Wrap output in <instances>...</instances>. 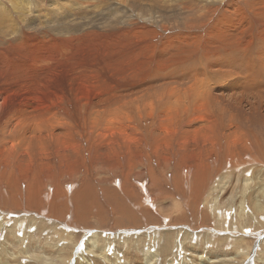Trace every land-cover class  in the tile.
<instances>
[{
    "label": "rangeland",
    "instance_id": "obj_1",
    "mask_svg": "<svg viewBox=\"0 0 264 264\" xmlns=\"http://www.w3.org/2000/svg\"><path fill=\"white\" fill-rule=\"evenodd\" d=\"M22 4L0 13L25 108L0 111V264H264V4Z\"/></svg>",
    "mask_w": 264,
    "mask_h": 264
},
{
    "label": "bare ground",
    "instance_id": "obj_2",
    "mask_svg": "<svg viewBox=\"0 0 264 264\" xmlns=\"http://www.w3.org/2000/svg\"><path fill=\"white\" fill-rule=\"evenodd\" d=\"M3 1H5V0H0V13H1V9H2V7H3ZM15 1V0H14ZM23 4H22V6L24 7V9L23 10H27V11H31V10H34V8L32 7V5L30 4L31 3V1L32 0H20ZM196 1V0H195ZM247 1V0H246ZM251 1V0H250ZM257 1V0H256ZM137 2V1H136ZM192 2V1H191ZM258 2H260V5L261 4H264V1L263 0H258ZM198 3V2H197ZM251 3V2H250ZM40 4H42V2H40ZM192 4V3H191ZM191 4H189V5H191ZM252 4V3H251ZM257 5V4H256ZM142 7V6H141ZM259 7V6H258ZM262 7H263V5H262ZM261 7V8H262ZM14 8H16V6L14 7ZM13 8V9H14ZM50 8V7H49ZM49 8H47V9H49ZM190 8V7H189ZM243 8V7H242ZM259 9V8H258ZM45 10H46V8H45ZM50 10V9H49ZM194 10V9H193ZM253 11H254V9H253ZM189 12V11H188ZM204 12V11H203ZM39 13H41V12H39ZM259 13V12H258ZM260 13H261V11H260ZM263 13V12H262ZM205 14V13H204ZM28 15V14H27ZM259 15H261V14H259ZM42 16L45 18L46 17V13H42ZM253 16H254V14H253ZM256 16H257V14H256ZM262 16V15H261ZM3 18V17H2ZM1 18V19H2ZM233 16H229V19L231 20V21H233ZM0 19V20H1ZM223 19V18H222ZM225 20V19H224ZM227 21V20H226ZM225 21V22H226ZM2 22V21H1ZM221 22V21H220ZM224 21L222 22L223 24L225 23ZM230 22V21H229ZM215 23V22H214ZM264 23V22H263ZM30 25H32L35 29H33V28H27L26 29V31L24 32V34L27 36V37H30V38H32L33 36H34V34L33 33H31L30 31H32V30H36V29H39L38 27H37V24H35V23H33V22H31V23H29ZM217 24V23H216ZM215 24V25H216ZM227 24V23H226ZM214 25V26H215ZM18 26V25H17ZM27 26V25H26ZM224 26V25H223ZM227 26L229 27V25L227 24L226 25V28H227ZM235 26V25H234ZM238 26V25H237ZM236 26V27H237ZM230 27H232L231 25H230ZM243 27V26H242ZM242 27H241V29H239V30H242ZM131 28V27H130ZM215 28V27H214ZM221 28V27H220ZM223 28V27H222ZM234 28V30H236L235 29V27H233ZM239 28H240V26H239ZM230 28H228L227 30H229ZM19 30V29H18ZM223 30V29H222ZM231 30V29H230ZM233 29H232V31H234ZM238 30V29H237ZM215 31V30H214ZM225 31V30H224ZM23 32V31H22ZM54 32V31H53ZM141 32V31H140ZM11 34V33H10ZM19 34V33H18ZM234 34V33H233ZM242 35V34H241ZM262 35L264 36V33H262ZM41 36H48V34H46V33H44L43 31H41L40 32V34H39V36H38V39H40L41 41H42V37ZM50 36V35H49ZM232 36V35H231ZM238 36H239V34H238ZM257 36V35H256ZM18 37V36H17ZM138 37V36H137ZM240 37V36H239ZM232 38V37H231ZM230 38V39H231ZM248 38V37H247ZM6 40H7V38H5ZM262 39H264V38H262ZM228 40H229V38H228ZM18 41V40H17ZM61 41V40H60ZM141 41V40H140ZM231 41V40H230ZM229 41V42H230ZM20 42V41H19ZM1 44H3L2 42H0ZM17 43V42H16ZM171 43V42H170ZM261 43V42H260ZM27 44H29V43H27ZM27 44H24V45H27ZM229 44V43H228ZM227 44V45H228ZM259 44V43H258ZM262 44V43H261ZM19 45L20 44H18V45H13L12 47L10 46V47H6V50H8V49H11L13 52L11 53V52H9V51H7V53H6V55H3L4 57V59H6V61H9V60H12V61H18V62H22L24 59H25V57H26V54H27V52H26V54L22 51V49H19ZM31 45V44H30ZM225 45H226V42H225ZM210 46V45H209ZM34 47V46H33ZM21 48V47H20ZM45 48V47H44ZM25 49V48H24ZM35 49V48H34ZM171 49V48H170ZM33 50V49H32ZM45 50H46V48H45ZM145 50V49H144ZM31 51V50H30ZM36 53V52H35ZM259 53V52H258ZM34 55V54H33ZM38 56V55H37ZM28 57V56H27ZM32 57V56H31ZM35 58V57H34ZM38 58H40V55H39V57ZM255 58V57H254ZM33 59V58H32ZM259 59V58H258ZM28 60H26V62H27ZM0 62H2L3 63V60L2 59H0ZM261 64V63H260ZM23 66H25V65H23ZM21 67V66H20ZM19 70H21V69H19ZM25 71V70H24ZM19 73V72H18ZM23 73V72H22ZM259 76L261 77V75H263L264 76V69L263 70H259ZM24 74H26V73H24ZM28 74V73H27ZM66 75H68V74H66ZM29 76V75H28ZM232 76V75H231ZM24 78H26V77H24ZM86 78V77H85ZM259 78V77H258ZM263 78V77H262ZM84 79V78H83ZM188 79V78H187ZM16 80V79H15ZM118 80V79H117ZM17 81V80H16ZM27 81H28V79H27ZM94 81V80H93ZM14 82V81H13ZM22 82H23V80H22ZM97 82V81H96ZM112 82V81H111ZM12 83V82H11ZM101 84V83H100ZM19 86H20V84H19ZM27 86V85H26ZM121 86V85H120ZM139 86V85H138ZM22 87V86H21ZM20 87V88H21ZM23 87H24V85H23ZM82 87V86H81ZM99 87V86H98ZM27 88V87H26ZM93 88H94V86H93ZM88 89H89V87H88ZM20 90V89H19ZM23 90V89H22ZM21 90V91H22ZM45 90V89H44ZM20 91V92H21ZM48 91V90H47ZM94 91H96V90H94ZM93 91V92H94ZM26 92V91H25ZM86 92H87V90H86ZM98 92V91H97ZM191 92V91H190ZM24 93V92H23ZM48 93V92H47ZM88 93V92H87ZM27 94V93H26ZM38 94V93H37ZM43 94V93H42ZM95 94V93H94ZM99 94V93H98ZM34 95V94H33ZM84 95V94H83ZM25 96V95H24ZM48 96V95H47ZM46 96V97H47ZM55 96V95H54ZM96 96V95H95ZM28 97V96H27ZM171 97V96H170ZM60 98V97H59ZM176 98V97H175ZM20 99H21V95L20 96H18V95H12V94H10V93H8L7 91H4V94H0V111L1 110H3V111H7L8 109H13V110H16V111H22V110H18V107L19 106H21V104H20ZM25 99V98H24ZM32 99V98H31ZM47 99H48V97H47ZM26 100V99H25ZM27 101V100H26ZM44 101V100H43ZM46 101V100H45ZM32 102V101H31ZM44 104V103H43ZM30 105V104H29ZM35 105V104H34ZM200 105V104H199ZM22 107V106H21ZM30 107V106H29ZM28 107V108H29ZM31 107H32V105H31ZM38 107V106H37ZM119 107V106H118ZM35 108V107H34ZM22 109H23V107H22ZM25 109V108H24ZM23 109V110H24ZM38 109H39V107H38ZM34 110V109H33ZM36 111H38V110H36ZM3 113H5V112H3ZM31 113V112H30ZM35 114V113H34ZM2 139V138H1ZM0 139V140H1ZM20 141H22V140H20ZM0 143H1V141H0ZM233 165V164H232ZM255 175H256V173H255ZM257 177H258V175H257ZM262 177V176H261ZM249 179V178H248ZM246 182H247V179L245 180ZM249 181H250V179H249ZM254 181V180H253ZM222 184V183H221ZM261 186V185H260ZM262 189H264V188H262ZM250 190V189H249ZM258 190H261V188L260 189H258ZM246 191H248V190H246ZM263 192V191H262ZM253 193H254V191H253ZM260 194V193H259ZM253 197V196H252ZM260 197H261V195H260ZM264 199V198H263ZM252 200V199H251ZM255 202V201H254ZM250 204V203H249ZM255 204V203H254ZM257 205V207L258 208H260L261 209V206H262V204L261 203H259V202H257L256 204H255V206ZM248 208V207H247ZM250 208H251V206H250ZM263 209V208H262ZM261 209V210H262ZM227 210V209H226ZM252 210V209H251ZM254 210V209H253ZM264 212V211H263ZM225 215V212L223 213V214H220V213H218V216H221V217H224L225 219H226V215ZM238 215V214H237ZM219 221H221V222H223L224 220H222L221 218H217ZM219 221H217V223L219 222ZM220 226H221V224L222 223H218ZM226 226V225H225ZM224 226V227H225ZM229 227V226H228ZM262 231H264V230H262ZM179 234V233H178ZM88 240H90V244H91V246H93V242H94V239H92V238H89ZM264 242V241H263ZM194 248V247H193ZM101 250V249H100ZM14 252V251H13ZM25 252V251H24ZM211 256V255H210ZM209 256V257H210ZM219 257V256H218ZM229 257V256H228ZM179 258V257H178ZM204 258V257H203ZM207 258V257H206ZM221 259V258H220ZM228 258H226V260H227ZM36 260V259H35ZM63 260V259H62ZM62 260H60L61 262H62ZM207 259H204V261H206ZM216 260H217V258H216ZM230 260V259H229ZM45 262V261H44ZM207 262V261H206ZM205 262V263H206ZM221 262V261H220ZM171 263V262H170ZM185 263V262H184ZM204 263V262H203ZM204 263V264H205ZM211 263H215L214 261H212ZM4 264V263H3ZM208 264V263H207ZM223 264V263H222Z\"/></svg>",
    "mask_w": 264,
    "mask_h": 264
}]
</instances>
